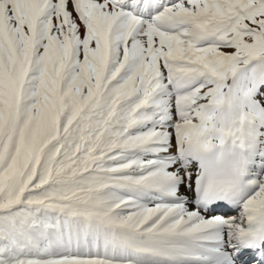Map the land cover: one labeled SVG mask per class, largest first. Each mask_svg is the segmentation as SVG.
Listing matches in <instances>:
<instances>
[{
    "label": "snow or ice",
    "instance_id": "6c2138e0",
    "mask_svg": "<svg viewBox=\"0 0 264 264\" xmlns=\"http://www.w3.org/2000/svg\"><path fill=\"white\" fill-rule=\"evenodd\" d=\"M0 264H264V0H0Z\"/></svg>",
    "mask_w": 264,
    "mask_h": 264
}]
</instances>
